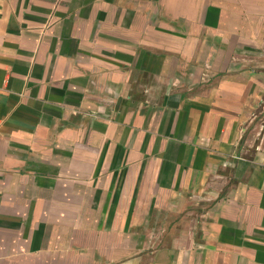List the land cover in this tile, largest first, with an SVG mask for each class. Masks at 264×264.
I'll return each mask as SVG.
<instances>
[{
  "label": "crops",
  "instance_id": "0c3cea01",
  "mask_svg": "<svg viewBox=\"0 0 264 264\" xmlns=\"http://www.w3.org/2000/svg\"><path fill=\"white\" fill-rule=\"evenodd\" d=\"M0 264H264V0H0Z\"/></svg>",
  "mask_w": 264,
  "mask_h": 264
}]
</instances>
